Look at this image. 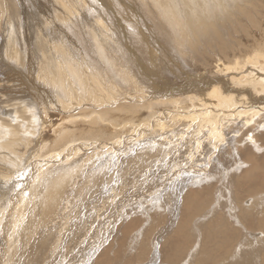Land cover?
<instances>
[{
    "label": "bare ground",
    "instance_id": "obj_1",
    "mask_svg": "<svg viewBox=\"0 0 264 264\" xmlns=\"http://www.w3.org/2000/svg\"><path fill=\"white\" fill-rule=\"evenodd\" d=\"M0 63L2 261L264 264V0H0Z\"/></svg>",
    "mask_w": 264,
    "mask_h": 264
},
{
    "label": "rangeland",
    "instance_id": "obj_2",
    "mask_svg": "<svg viewBox=\"0 0 264 264\" xmlns=\"http://www.w3.org/2000/svg\"><path fill=\"white\" fill-rule=\"evenodd\" d=\"M126 12V11H125ZM129 15V14H128ZM130 16V15H129ZM112 42H114V43H116V41L115 40H112ZM172 43H170L169 45H171ZM162 45V44H161ZM174 47H175V44H172ZM172 47H170V48H167L166 46H162V49H163V52H161V57H155L153 60H149L148 58H147V62H149L147 65L149 66L150 64H152V65H158L157 67H155L157 70H159V72L160 73H153V72H151L150 71V73H148L147 75H142V76H140V74H137V81L139 82H143L142 83V85H141V89L143 90V91H146V92H149V93H152L154 90H155V84H154V82H153V79H155V81L156 82H159V83H164V82H166V79H168V81H171V83H175V84H178V83H180V85H184L185 84V79H186V75H184L183 73H185V71H186V69L188 68V69H191V70H193L194 72H195V70H197V72L200 70L199 69V67L201 66L200 65V63L201 62H199L198 61V58H197V56L195 55V54H192L191 55V58L189 59V57H188V59H187V57H186V61H187V64L185 65L184 64V62L182 61L181 62V60H180V57L178 58V56H175L174 54L175 53H178L179 52V50H178V52H176L177 50L175 49H173L172 48V50H170ZM165 49V50H164ZM123 50V49H122ZM171 51H173L172 53H171ZM119 53L120 54H123L124 55V51H119ZM167 53V54H166ZM157 56H159V55H157ZM190 56V55H189ZM169 57H170V59H169ZM150 58V57H149ZM162 58H164V60L162 59ZM157 59V60H156ZM180 60V61H179ZM189 60V61H188ZM197 60V61H196ZM114 61H115V59H114ZM0 65H1V63H0ZM161 65H165V67H166V69H164L165 70V72L163 73V72H161L160 71V69H162V67H161ZM193 65V66H192ZM171 66L173 67V68H171ZM188 66H190V67H188ZM176 67V68H175ZM149 68H150V66H149ZM182 68V69H181ZM147 69V68H146ZM143 70V69H142ZM140 71V70H139ZM183 71V72H182ZM173 72V73H172ZM176 74H175V73ZM0 79L2 80H0V96H2L3 94H5L7 97H9V98H13V99H15V94L14 93H12L10 90H11V88L10 87H15L16 86V84L15 83H13L14 81H13V79H12V75H11V73L10 72H8V69L7 68H5V67H3V66H1L0 67ZM8 73V74H7ZM199 73H200V71H199ZM175 74V75H174ZM183 74V75H182ZM7 77H6V76ZM140 76V77H139ZM4 77V78H3ZM10 77V78H9ZM188 77V76H187ZM145 78V79H144ZM5 79V80H4ZM10 79H12V80H10ZM183 79V80H182ZM152 80V81H151ZM8 82V83H7ZM10 84V85H9ZM10 87H9V86ZM146 85V86H145ZM159 85H161V84H159ZM162 85H164V84H162ZM168 85V84H167ZM166 86V85H165ZM161 87V86H160ZM160 87H159V89H160ZM163 87V86H162ZM149 89V90H147V89ZM166 88L167 87H165L164 88V90H163V92L164 91H166ZM4 90V91H3ZM7 93V94H6ZM11 94V95H10ZM9 95V96H8ZM0 99H1V97H0ZM1 101V100H0ZM0 111H1V108H0ZM4 116V115H3ZM81 117L82 116H77V118L76 119H81ZM89 117V116H88ZM83 119V118H82ZM89 120H87V119H85V120H87V122H89L91 119H90V117L88 118ZM64 125H66V126H69V123H68V121L67 122H65L64 121ZM68 124V125H67ZM3 127L4 126V130H6V128H7V125H3V124H0V127ZM25 127H26V125H25ZM9 128V127H8ZM86 128H88V126L86 127ZM91 128V127H90ZM93 128V127H92ZM23 129H21L20 131H22ZM95 130V129H94ZM9 131V130H8ZM20 131H19V133H20ZM22 132H25V131H22ZM94 132V131H93ZM6 133V132H5ZM2 132H1V136H2ZM15 134L16 133H13L12 131H11V134L8 136L7 134H5V135H7L6 136V138L7 137H11L12 135H14V137H15ZM35 134V133H34ZM37 134V133H36ZM46 134V135H45ZM79 134V133H78ZM94 134H95V132H94ZM17 135V134H16ZM18 136H21V134L20 135H18ZM93 136V135H92ZM77 137L78 138H80L81 136H78L77 135ZM3 138V140H5V138H4V136L2 137ZM54 138H55V133H54V130L52 129V128H50V129H48V130H46L45 132H44V134H43V136L41 137V140L39 141V143H37V144H35V146H37V153H38V151H41V149H43L42 151V153H46L47 151H49V149H50V145L51 146H53V142L52 141H54ZM98 139V138H97ZM21 141V140H20ZM45 141H47V142H45ZM72 141V140H71ZM45 143H46V145H45ZM90 143V142H89ZM45 146V147H44ZM36 153V152H35ZM36 153V154H37ZM44 153V154H45ZM44 154H41V155H44ZM115 156V155H114ZM36 157V156H35ZM115 157H117V155L115 156ZM37 158V157H36ZM107 161H108V159H106ZM107 164V162L105 163V165ZM4 166V165H3ZM26 173L24 174V177H26ZM23 177V178H24ZM6 178V177H5ZM5 196H0V202H1V210H3L2 208H4V200H5V198H4ZM179 205H181V203H179ZM2 232V231H1ZM5 232V231H4ZM6 233V232H5ZM2 235H3V233H2ZM100 235V234H99ZM117 241V240H116ZM116 241H115V244H116ZM9 252V251H8ZM2 253H3V255H2ZM4 254H7V253H5V251L3 250L2 252H0V264H7V261H8V258L7 259H5L4 261H2V259H4V258H6V256L8 257V255L9 254H7V255H4ZM3 256H5L4 258H3ZM2 258V259H1Z\"/></svg>",
    "mask_w": 264,
    "mask_h": 264
}]
</instances>
